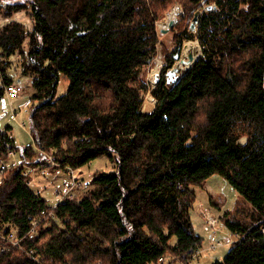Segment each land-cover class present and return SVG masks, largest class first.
<instances>
[{
	"label": "trees",
	"instance_id": "16d2710c",
	"mask_svg": "<svg viewBox=\"0 0 264 264\" xmlns=\"http://www.w3.org/2000/svg\"><path fill=\"white\" fill-rule=\"evenodd\" d=\"M176 1L0 0L4 17L28 9L34 17L32 29L16 18L0 25V101L15 81L16 53L34 87L25 98L33 141L19 145L10 126L0 127V159L13 149L22 164L0 180V264H190L205 242L191 215L196 186L214 174L243 197L221 215L237 240L210 264H264V0H181L176 47L145 110V68L159 43L167 46L158 20ZM185 39H198L203 54L175 77L169 70ZM52 155L54 169L102 155L115 165L50 210L24 169Z\"/></svg>",
	"mask_w": 264,
	"mask_h": 264
},
{
	"label": "rangeland",
	"instance_id": "374dc122",
	"mask_svg": "<svg viewBox=\"0 0 264 264\" xmlns=\"http://www.w3.org/2000/svg\"><path fill=\"white\" fill-rule=\"evenodd\" d=\"M6 1L27 2V0H6ZM182 3L183 2L181 0L176 1L173 5H171L168 8V10L165 12L163 17L158 20V28H159L160 33H161L160 34L161 40H163L167 44V46L166 45L163 46L162 43H159L157 56L154 58L152 63L149 64L145 68V71H144L145 78L149 82V87H150V88H148L147 91H145L143 93V97H144L143 108L145 110L152 109V107L156 103V98L152 94L151 88L154 87L157 80L160 78L161 72L163 71V68L166 65V54L167 53H173V51L175 50V47H176V44L174 43L173 33L171 31L172 27H174V26L170 27V25H169L170 22H169V24H163V25H160V24L164 23L168 20V13L174 7L178 8L177 9V12H178L177 18L175 19L176 20L175 24H176L180 20V16L184 12ZM212 7H213V5H212ZM12 18L13 19L16 18V19L23 21L28 29H32V27H33L34 17L32 15L31 9L18 11L12 17H4L3 15L0 14V25L1 26L4 25L8 20H10ZM192 21H193V19H192ZM192 21H191V23H192ZM191 23H190L189 27H191ZM197 27H198V23H195V26L191 29L193 31H196ZM163 28H169V29L166 32H163L162 31ZM191 40L199 42L198 39H185L183 42V45H182V50H181L180 56L177 57V60L175 61L174 66H172V68H170V70H169V71H172L174 73L175 77H180L183 74V71H185L186 69L191 67V65L194 63L192 61V58H194V60L198 59L203 54V47L200 44V42H199V47L193 49V51H191L189 55L186 56L184 54V45H185V43H187ZM25 46L28 47V40L26 41ZM176 55H177V53H176ZM190 56H192V58H190ZM10 59H11V65L9 67L8 74L15 81H19V80L24 81L27 84L28 91H29L28 93L23 95L22 98L14 99V103H15L14 105H18L20 102L18 100L23 101L34 90V87L32 84L33 74L24 73L23 68H22V56L20 53H16V54L12 55L10 57ZM183 59H188L189 61L191 60L190 64H187L185 62V60H183ZM181 62L183 63V65L180 64ZM155 67H158V72H154ZM67 85L68 84L66 82H61L59 84L58 93L59 94L63 93L66 90ZM11 112H12V109H11L9 100L6 98L5 102L0 101V127L5 128L6 126H10V133L13 135V137H15L16 143H18L19 145H27L28 143L33 141L32 134L30 132L29 112L26 109H24L23 111H20L17 119H12L10 117ZM240 139L242 142H246L247 141V135L246 134L243 135ZM10 151H9V154H10ZM15 159H17V158L13 159L10 156V157H6V158H1L0 161L5 160L6 162H8L10 164ZM46 164H49V168H46V172H41L40 169L37 170L36 174L33 176V185L32 186L36 191H41L42 194L46 198H48L49 204L54 205L57 202L56 188H58L60 185H62L65 182V180L69 178L68 173H67L68 168L67 167L66 168H58L59 170L57 168L55 170L53 168H50V165L54 166V164H55L51 160V157L49 158V161ZM25 165L29 166V164H25ZM114 165H115V163L110 161V159L107 155H102V156L96 158L95 160H93L92 162L82 166L81 168H77L76 169V172L78 173L77 175L82 179V183H83V185L78 189V196H80L87 189H89L90 187L93 186V184L90 183L89 180L92 179V175L96 170L101 169V170H105V171H110V170L114 169ZM4 171H0V180L3 177L2 175H3ZM55 174H56V176H55ZM196 190H197L198 196H197V200H196L194 206L191 209V215H192V219H193V222L195 224L197 233L202 235L205 238V242L203 245H201L202 250H201L199 258L192 261L191 264H198L200 262L201 258L204 257V255L208 252H211V254H210L211 256L208 259L213 258L214 260L222 259L223 256L228 252L229 245L231 243H225L226 241H224V240H226L227 238L232 237V236L235 239H237L238 234L237 235L232 234L226 229V227L222 223L221 215L227 209H230L231 207H233L235 202L239 198H241V200H242V197H243L242 195H240L238 193L236 188L226 178H224L223 176H221L219 174L212 175L207 180V182H205L203 185L196 186ZM211 196L216 197V199L219 200V202L221 203L220 207L215 206L211 202V200H210ZM206 207L209 208V210L217 217V219L219 221L218 227H216V226L214 227V226L209 225L208 221L205 219L203 211L206 209ZM36 221L37 220L34 221L35 226H36ZM216 228H218V229L216 230ZM211 233H212V235H214V237L209 240V238L211 237ZM214 241H219V242H216V244H215L216 246L219 244L218 247L216 249L207 250L205 247ZM153 264H155V263H153ZM202 264H210V263H209V260H204L202 262Z\"/></svg>",
	"mask_w": 264,
	"mask_h": 264
},
{
	"label": "built area",
	"instance_id": "2783aa9c",
	"mask_svg": "<svg viewBox=\"0 0 264 264\" xmlns=\"http://www.w3.org/2000/svg\"><path fill=\"white\" fill-rule=\"evenodd\" d=\"M28 92H29L28 86L22 80L14 81V82L10 83L9 85L6 86V89H5L6 97L9 100L21 98L23 95H25ZM30 100H31L30 98H27L26 100L24 99L18 105H14V103H11L10 106H11L12 112L10 113V117L12 119H17L20 111H23L27 107ZM10 156L12 158H16V151L12 149L10 151V154H9V157ZM50 157H51V160L53 161V163L56 164V161L53 160V157L52 156H50ZM16 163H17V159L13 160V162H11L10 164L8 162H6L5 160H1L0 161V171H4L8 167H10L11 165L16 164ZM46 168H49V164L41 163V164L34 165V166H31V165L25 166L24 173L25 174H31V177L28 179L27 182L29 184H31L33 182V176L36 174L37 170L40 169V171L46 172ZM67 173H68L69 178L66 179L65 182L56 189L57 202L54 205L49 204L50 210L57 208L60 204L64 203L66 200L74 199V198L78 197V189L83 184L82 179L77 175L75 168L68 167ZM203 213H204V217L208 221L209 225L214 226V227L215 226L218 227L219 221H218L217 217L209 210V208L206 207V209L203 211ZM53 216H55V215H53ZM37 221H36V223H37ZM35 228H36V226L32 227V229H35ZM9 239L12 241L13 244H19V240L17 238H15L12 235V233L10 234ZM219 241H217V242H219ZM224 241H226L225 243H232L234 241V237L233 236L229 237ZM215 244H216V242L212 243L211 246L213 248L218 247L219 244L217 246ZM201 250H202L201 246H199L195 250V252L190 256V258L188 259L187 262H192L195 259H197L200 256ZM163 258L164 257H161V260H163ZM182 264H186V262H182Z\"/></svg>",
	"mask_w": 264,
	"mask_h": 264
},
{
	"label": "bare ground",
	"instance_id": "6f19581e",
	"mask_svg": "<svg viewBox=\"0 0 264 264\" xmlns=\"http://www.w3.org/2000/svg\"><path fill=\"white\" fill-rule=\"evenodd\" d=\"M177 9L178 8H176V7H174L171 11H169V13H168V20L166 21V22H164V23H161L160 25H163V24H169V22L171 21V20H175L176 18H177ZM199 47V42H197V41H194V40H191V41H189V42H187V43H185V45H184V54L187 56V55H189L190 54V52L191 51H193V49H195V48H198ZM200 54V53H199ZM183 60H185V62L187 63V64H190V61L188 60V59H183ZM194 60V58H192V61ZM185 63V64H186ZM181 65H183V63L181 62L180 63ZM186 64V65H187ZM154 72H158V67H155V69H154ZM62 94V93H61ZM60 95V94H59ZM22 113V112H21ZM9 131V130H8ZM15 138V137H14ZM27 146V145H26ZM18 147H19V145H18ZM19 148H21V147H19ZM18 151H19V149H17ZM20 152V151H19ZM19 152H18V154H19ZM24 152V151H23ZM44 152V151H43ZM49 152V151H48ZM8 153V152H7ZM50 153V152H49ZM17 154V155H18ZM21 154H23L22 152H21ZM20 154V155H21ZM19 155V156H20ZM46 155V154H45ZM27 156V155H26ZM38 156H39V154H38ZM41 156V155H40ZM48 157H49V155H48ZM52 157H53V155H52ZM1 158H3V157H1ZM26 158V157H25ZM30 158V157H29ZM35 158V157H34ZM36 158H38V157H36ZM14 159V158H13ZM24 159V157L21 159V160H23ZM40 159H42V158H40ZM24 161V160H23ZM28 161V160H27ZM30 161H32V160H30ZM36 161V159H34V162ZM37 161H40V160H38L37 159ZM51 162V161H50ZM35 163H37V162H35ZM17 164V163H16ZM25 164V163H24ZM31 164V163H30ZM29 164V165H30ZM39 164V163H38ZM18 165H20L19 167H21V165L22 164H20V162H19V164H17V166L16 167H18ZM55 165V164H54ZM57 165V164H56ZM24 166V165H23ZM15 167V166H14ZM56 167V166H55ZM59 167H60V165H59ZM69 167V166H68ZM12 168V167H11ZM50 168H53V167H50ZM75 168V167H74ZM18 169H20V168H18ZM54 169V168H53ZM58 169V168H57ZM55 170V169H54ZM59 170V169H58ZM49 171V170H48ZM42 172V171H41ZM59 172V171H58ZM104 172V171H103ZM114 173V172H113ZM45 174V173H44ZM78 174V173H77ZM24 175V174H23ZM31 175V174H30ZM47 175V174H46ZM26 176H29V174L27 175L26 174ZM25 176V177H26ZM43 176V175H42ZM55 176H56V174H55ZM59 176V175H58ZM4 177V176H3ZM28 178V177H27ZM26 178V179H27ZM39 178V177H38ZM56 178V177H55ZM4 180V179H3ZM35 180V179H34ZM37 181V180H36ZM94 181V180H93ZM88 183V182H87ZM27 185V184H26ZM44 185V184H43ZM83 185V184H82ZM97 187V186H96ZM57 189V188H56ZM97 189V188H96ZM95 189V190H96ZM89 193H90V190L88 191ZM91 194V193H90ZM87 195V194H86ZM213 195V194H212ZM82 196V195H81ZM84 196H85V194H84ZM83 196V197H84ZM57 199V198H56ZM246 199V198H245ZM45 200V199H44ZM80 200V199H79ZM46 202V201H45ZM44 202V203H45ZM47 205V204H46ZM41 206V205H40ZM245 206V205H244ZM247 206V205H246ZM45 207V206H44ZM242 208V207H241ZM38 209H39V205H38ZM244 209H246V208H244ZM250 209V208H249ZM243 210V209H242ZM252 210V209H251ZM33 211V210H32ZM42 211V210H41ZM40 210H38L37 212H41ZM250 211V210H249ZM35 212V211H34ZM36 212V213H37ZM33 213V212H32ZM48 213V212H47ZM39 214V213H38ZM41 214V213H40ZM39 214V215H40ZM29 215H30V213H29ZM38 215V216H39ZM46 215H50V214H46ZM42 216V215H41ZM46 217V216H45ZM39 218V217H38ZM43 218V217H42ZM40 219V218H39ZM42 220V219H41ZM31 223H32V221H30ZM10 225H12V224H10ZM35 226V225H34ZM32 227V226H31ZM43 227V226H42ZM41 227V228H42ZM36 229V228H35ZM89 229V228H88ZM218 228H216V230H217ZM5 231V230H4ZM28 231V230H27ZM26 231V232H27ZM89 231V230H88ZM8 232V231H7ZM6 233V232H5ZM24 233V232H23ZM38 233H40L39 232V230H38ZM236 235L238 234V233H235ZM38 237V236H37ZM4 238V237H3ZM8 239V238H7ZM2 240V239H1ZM10 240V239H9ZM235 240H237V239H235L234 238V241ZM6 242H7V240H6ZM214 242H217V241H214ZM214 242H211V244H209V245H207L205 248L207 249V250H209V249H216V248H213L211 245H212V243H214ZM9 244V243H8ZM16 245V244H15ZM15 245H13V246H15ZM37 245V244H36ZM40 246H37L35 249H38ZM13 248V247H12ZM34 249V248H33ZM8 250V249H7ZM10 250V249H9ZM28 250H29V247H28ZM39 251H40V249H39ZM34 252V251H33ZM35 253H36V251H35ZM36 257V256H35ZM39 257V256H38ZM199 258V257H198ZM2 259H4V257H2ZM190 264L192 263V262H189Z\"/></svg>",
	"mask_w": 264,
	"mask_h": 264
},
{
	"label": "water",
	"instance_id": "95a60500",
	"mask_svg": "<svg viewBox=\"0 0 264 264\" xmlns=\"http://www.w3.org/2000/svg\"><path fill=\"white\" fill-rule=\"evenodd\" d=\"M207 8H208V9H212L213 7L210 5V6H208ZM198 20H199V14L196 13V15L194 16L193 21H192V23H191V28H193V27L195 26V23H198ZM175 22H176V20H171V21H170V24H169L170 27L173 26V25L175 24ZM168 29H169V28H163L162 31H163V32H166ZM176 57H179V55H176ZM190 58H192V56H190ZM195 60H197V59H195ZM195 60H193V62H195ZM193 62H192V63H193ZM191 66H192V65H191ZM170 74H173V72L170 71ZM174 81H177V80L174 79Z\"/></svg>",
	"mask_w": 264,
	"mask_h": 264
},
{
	"label": "crops",
	"instance_id": "0c3cea01",
	"mask_svg": "<svg viewBox=\"0 0 264 264\" xmlns=\"http://www.w3.org/2000/svg\"><path fill=\"white\" fill-rule=\"evenodd\" d=\"M38 185V184H37ZM214 237V235H212V233H211V237L209 238V240L211 239V238H213ZM208 240V241H209ZM211 252H208V253H206L205 255H204V257H202L201 258V260H200V262L198 263V264H202V262L204 261V260H209V263H211L214 259L212 258V259H208L211 255ZM211 261V262H210Z\"/></svg>",
	"mask_w": 264,
	"mask_h": 264
}]
</instances>
